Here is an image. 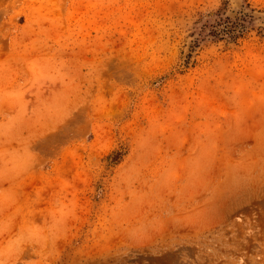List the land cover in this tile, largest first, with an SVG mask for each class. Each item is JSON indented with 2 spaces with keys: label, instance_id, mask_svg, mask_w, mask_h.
I'll list each match as a JSON object with an SVG mask.
<instances>
[{
  "label": "rangeland",
  "instance_id": "obj_1",
  "mask_svg": "<svg viewBox=\"0 0 264 264\" xmlns=\"http://www.w3.org/2000/svg\"><path fill=\"white\" fill-rule=\"evenodd\" d=\"M0 264H264V0H0Z\"/></svg>",
  "mask_w": 264,
  "mask_h": 264
}]
</instances>
